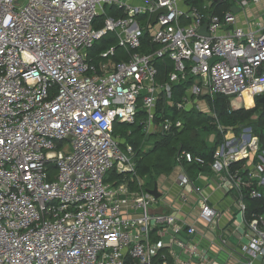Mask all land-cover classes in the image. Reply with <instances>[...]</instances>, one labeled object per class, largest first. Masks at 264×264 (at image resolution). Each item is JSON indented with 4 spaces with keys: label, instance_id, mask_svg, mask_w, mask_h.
Listing matches in <instances>:
<instances>
[{
    "label": "built area",
    "instance_id": "built-area-1",
    "mask_svg": "<svg viewBox=\"0 0 264 264\" xmlns=\"http://www.w3.org/2000/svg\"><path fill=\"white\" fill-rule=\"evenodd\" d=\"M257 1L0 0V264H169L155 232L207 264L196 245L175 238L193 237L194 227L129 189L135 150L114 136L115 124L140 117L144 134L180 132L181 115L205 113L204 104L223 141L208 163L180 149L178 186L196 197L197 220L216 245L242 264H264V141L251 127H223L210 108L216 96L229 112L264 96V18L238 25ZM106 6L111 14L98 23ZM108 32L117 46L93 51ZM189 80L177 98L174 87ZM189 166L207 167L236 191L239 247L217 233L222 212ZM111 171L126 177L107 184ZM246 200L261 209L249 212ZM180 201L188 203L185 192Z\"/></svg>",
    "mask_w": 264,
    "mask_h": 264
},
{
    "label": "crops",
    "instance_id": "crops-1",
    "mask_svg": "<svg viewBox=\"0 0 264 264\" xmlns=\"http://www.w3.org/2000/svg\"><path fill=\"white\" fill-rule=\"evenodd\" d=\"M243 14L244 15L242 17L239 16L238 19V25L241 27H247L244 19H246L250 23L253 20L263 19L264 0H258L255 3H250ZM210 108L214 111L212 103H210ZM203 109L205 113L197 111L192 112L200 113L201 115L206 114L208 108L205 104ZM169 114L171 118L180 117L179 114L175 113L174 111H171ZM182 116L183 115H181V117ZM182 119L184 120L183 117ZM141 133L144 134L142 128ZM147 135L150 136L146 144L148 143L147 145H150L152 147L153 142L151 141L150 137L154 138L157 134L152 132L151 134H145V136ZM121 137L122 139H125V136ZM116 138L120 139L119 136H116ZM202 141L208 149L207 152L211 155L213 145L222 142L223 136L219 132L214 131V133H210L208 140L204 137L202 138ZM150 142H152V144H150ZM194 155L201 156L199 154ZM175 157L174 168L172 172L168 175H158L152 184H149L151 179L149 176L143 179L138 178L137 175L130 178L125 176L126 179L129 180V189L133 192L144 191L146 193V190H152L154 184H156L157 192L160 197L156 199L157 203L155 211L158 213H171L175 216L178 222L182 223L183 225L192 226L195 228L196 234L193 237H185L184 235L179 234L175 238L178 241L196 245L198 252H200L201 254L203 253V255L205 253L207 264H242L237 257L232 255L228 251L221 249L218 245L215 244L214 240L217 236L216 233L211 231V229L205 227V225H203L202 223L198 222L196 197L193 193L190 192L189 188H184L183 190L178 186L177 181L180 175V171L175 164ZM186 170L188 171V175L190 176V178L195 180V184L204 189V192L209 197V202L211 203V205L215 206L222 212L220 229L217 230V233L223 234L230 245L239 247L238 243H241L240 233L242 232L240 231L241 229L237 231L235 228L236 221H239V214L237 209L238 197L236 191H229L227 186L221 183L220 177L218 175L212 174L210 169L208 168L200 170L199 168L189 166L186 168ZM199 171L201 173L200 175ZM111 172L113 175L115 174L113 171ZM125 177H121L122 179L115 183L121 182L123 179H125ZM115 183L108 182L107 184L113 185ZM148 184L150 188H147ZM183 192H185L187 195L188 203H183L180 201V196L183 194ZM245 202L246 206L249 208L250 202L248 200H246ZM170 237L171 236L169 234H164L163 236H161V238L158 237L157 232L152 234L153 242L161 241V243L163 244V251L168 256L167 262L169 264H200V260H198V258L183 253L181 249L177 247V245H171ZM212 242L214 243L211 245ZM170 251L173 253V256H169Z\"/></svg>",
    "mask_w": 264,
    "mask_h": 264
},
{
    "label": "trees",
    "instance_id": "trees-1",
    "mask_svg": "<svg viewBox=\"0 0 264 264\" xmlns=\"http://www.w3.org/2000/svg\"><path fill=\"white\" fill-rule=\"evenodd\" d=\"M216 12L219 13V11ZM91 55L93 58L96 56L95 53ZM158 69L159 79L163 80L166 72L162 66H159ZM190 84L191 81L189 80L175 86V96L179 98ZM257 99L250 109H240L229 112L230 103L228 99L223 96H216L213 101V108L218 123L225 128L231 127L235 130H239L238 126L250 122V125H245L250 126L253 133L264 141V109L261 108ZM182 117L185 120V127L182 131L167 136L156 135L153 138L154 142L151 149L146 152L142 150V148L147 145L145 134H142L143 144L141 146L129 140L130 135H119V140L126 143L128 142L135 150V172L138 178L143 179L149 176L151 178L149 184H152L158 175L170 174L174 168V157L180 149L203 156L207 163L211 161L210 153L207 152L208 149L202 141L201 135L203 131H216L213 120L210 117L202 118V115L196 112L185 113ZM252 118H255V120L251 121ZM134 132L141 133L140 125L136 127ZM114 136H116L115 133ZM121 136H125V139H122ZM151 138L152 137H150V139ZM206 168L207 167L199 169ZM248 209L249 212H252L255 209H261V206L255 201H251Z\"/></svg>",
    "mask_w": 264,
    "mask_h": 264
},
{
    "label": "rangeland",
    "instance_id": "rangeland-1",
    "mask_svg": "<svg viewBox=\"0 0 264 264\" xmlns=\"http://www.w3.org/2000/svg\"><path fill=\"white\" fill-rule=\"evenodd\" d=\"M112 11V7L110 6H106L105 7V16H102L100 18L97 19L98 23H101L103 18H105L107 15L110 16ZM239 18V17H238ZM138 22H143V18L139 17ZM117 46V41H116V33L114 32H108V34L106 36H104L101 40L97 41L95 46H94V51L96 50H105V48L110 49V48H115ZM207 115L203 114L202 118H206ZM143 117H140L136 123V125L131 126V125H120V124H115L114 125V133L116 136H119L120 134H125V135H130L129 136V140H131L132 142L136 143L138 146H141L143 144V137H142V133H137L134 132L136 127L139 126V123L143 120ZM255 118H252L251 121H254ZM250 122L245 123L246 125H250ZM242 125V126H238L239 130L242 128H246V127H250V126H246V125ZM205 133V134H204ZM210 133H214V131L212 132H206L203 131L201 138H204L208 140V137L210 135ZM151 141L154 142V139L151 138ZM152 142H150V144H152ZM148 144V143H147ZM151 149V146L149 145H145L142 150L143 151H148ZM128 178L132 177L131 175H126ZM121 177L116 176L115 174L113 175L112 172H109L106 177H105V182H109V183H115L118 182L119 180H121ZM147 188H150V186L148 185Z\"/></svg>",
    "mask_w": 264,
    "mask_h": 264
},
{
    "label": "water",
    "instance_id": "water-1",
    "mask_svg": "<svg viewBox=\"0 0 264 264\" xmlns=\"http://www.w3.org/2000/svg\"><path fill=\"white\" fill-rule=\"evenodd\" d=\"M212 1L215 2L216 0H212ZM162 12H164V11H163V10H157V11L152 15V17H151V25H154L157 16H158L160 13H162ZM232 12H233V13H236V12H237V9H232ZM205 29H206V25H204V27L201 29V33L206 34ZM214 61H215V59L212 60V62H214ZM257 101H258V103L261 105V108L264 109V96L258 98ZM149 136H150V135H147V136H146V140L149 139ZM146 193H147L148 195L153 196L155 199H158V198L160 197V195H159L158 192H157V186H156V184H154L152 190H146Z\"/></svg>",
    "mask_w": 264,
    "mask_h": 264
},
{
    "label": "bare ground",
    "instance_id": "bare-ground-1",
    "mask_svg": "<svg viewBox=\"0 0 264 264\" xmlns=\"http://www.w3.org/2000/svg\"><path fill=\"white\" fill-rule=\"evenodd\" d=\"M245 101H246L247 104H251L249 93H245Z\"/></svg>",
    "mask_w": 264,
    "mask_h": 264
}]
</instances>
